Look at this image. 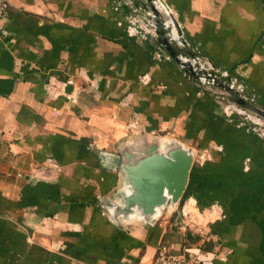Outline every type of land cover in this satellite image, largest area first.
Listing matches in <instances>:
<instances>
[{
  "label": "crops",
  "instance_id": "crops-1",
  "mask_svg": "<svg viewBox=\"0 0 264 264\" xmlns=\"http://www.w3.org/2000/svg\"><path fill=\"white\" fill-rule=\"evenodd\" d=\"M165 2L189 49L226 70L254 98L239 104L264 116V0ZM130 4L147 6L9 0L0 20V264H150L164 243L206 264H264L263 140L224 117L174 58L158 59L153 42L127 33L133 15L146 21ZM130 123L195 142L200 159L177 210L117 225L99 201L123 182L97 153L130 137Z\"/></svg>",
  "mask_w": 264,
  "mask_h": 264
},
{
  "label": "water",
  "instance_id": "water-1",
  "mask_svg": "<svg viewBox=\"0 0 264 264\" xmlns=\"http://www.w3.org/2000/svg\"><path fill=\"white\" fill-rule=\"evenodd\" d=\"M175 23L181 31L176 20ZM158 42L176 60V51L166 39L158 37ZM132 138L117 153H97L101 164L115 170L123 182L111 198L99 201L117 225L132 217L149 223L163 210H175L186 190L194 161V151L182 141L173 139L165 144L160 139L146 141L140 133Z\"/></svg>",
  "mask_w": 264,
  "mask_h": 264
},
{
  "label": "built area",
  "instance_id": "built-area-1",
  "mask_svg": "<svg viewBox=\"0 0 264 264\" xmlns=\"http://www.w3.org/2000/svg\"><path fill=\"white\" fill-rule=\"evenodd\" d=\"M147 6L130 4L135 12H141L146 17L142 23L140 16L133 15L127 33L135 36L141 42H153L154 54L161 60L171 59L172 56L166 51L163 44L158 42V37H163L175 49V58L178 66L185 74L192 78L202 89L212 92L214 100L224 102L228 97L236 96L244 101L253 102L254 98L244 93L242 85L235 83L226 70H222L204 58L197 50L189 49V44L182 31L177 30L175 17L171 7L165 0H145ZM9 9V0H0V20L6 17ZM236 102L226 104L223 110L230 119L232 114L242 116L240 124L246 125L247 129L255 133L264 143V116L248 109ZM244 121H248L245 122ZM150 264H206L204 260L188 252L187 249H174L170 244L164 243L158 246L155 256Z\"/></svg>",
  "mask_w": 264,
  "mask_h": 264
},
{
  "label": "rangeland",
  "instance_id": "rangeland-1",
  "mask_svg": "<svg viewBox=\"0 0 264 264\" xmlns=\"http://www.w3.org/2000/svg\"><path fill=\"white\" fill-rule=\"evenodd\" d=\"M69 80H71V79H69ZM203 90H204V91H205V90L208 91V92H209L208 95H209L210 97H212L213 100L215 99V98H213V94H212V92H211L210 90H208V89H203ZM206 91H205V92H206ZM236 99H237V98H236ZM223 101H224V102H222V103H218V102H216V101L214 100V102H216V104L219 106V108H220V110H221L223 116L226 117V118H229V117L226 116V114H225V112H224V110H223V106H225L226 104H233L234 102H236V103L239 104V102H238L237 100H235V97L231 98V96L228 97L227 100H223ZM248 109L252 110V109H254V108H248ZM253 111H254V110H253ZM233 115H235L236 117L233 116ZM232 117H235V118H234V119H236L235 122H237V120H239V121H242V120H243V119H242V116H241V115H238V114H232V115H231V118H232ZM231 120H233V118H232ZM245 122H248V121H244V123H245ZM248 123H249V122H248ZM127 127L129 128V132L127 133V135H129L130 137H131V136L133 137L135 134L140 133V134H142L143 136H145L146 141L159 140V139H160L161 142H162V144H165L166 142H168V141H170V140H173V139H175V140H179V141H182L181 139H178V138L172 136L171 134H166L167 132H157V133H152V132H146V131H143L142 129H141V130H140V129H136L135 124H133V123L127 124ZM128 128H127V129H128ZM130 137H125V138L118 139V140L115 142L114 146L111 147L110 150H108V152H109V153H117V152H119V148L121 147V145H122L124 142H126V141H131V140L134 139V138L130 139ZM191 143H192V144H191L190 146L187 145V144H185V143H184V144L187 145L188 148H190L191 150L194 151V161H193V162H196L197 160L200 159V157H199V150H198V148H196V144H195V142H191ZM98 159H100V158L98 157ZM100 161H101V160H100ZM100 163H101V162H100ZM179 204H180V202H179ZM179 204L176 206V210L178 209ZM177 220H178V219H177Z\"/></svg>",
  "mask_w": 264,
  "mask_h": 264
},
{
  "label": "trees",
  "instance_id": "trees-1",
  "mask_svg": "<svg viewBox=\"0 0 264 264\" xmlns=\"http://www.w3.org/2000/svg\"><path fill=\"white\" fill-rule=\"evenodd\" d=\"M191 171V170H190ZM188 185V184H187ZM187 188V187H186ZM186 194V190H185V192H184V194H183V197H184V195Z\"/></svg>",
  "mask_w": 264,
  "mask_h": 264
}]
</instances>
